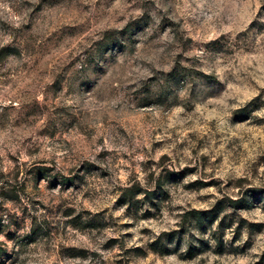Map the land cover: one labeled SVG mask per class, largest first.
<instances>
[{
  "label": "rangeland",
  "instance_id": "1",
  "mask_svg": "<svg viewBox=\"0 0 264 264\" xmlns=\"http://www.w3.org/2000/svg\"><path fill=\"white\" fill-rule=\"evenodd\" d=\"M3 47L0 264H264V0H0Z\"/></svg>",
  "mask_w": 264,
  "mask_h": 264
},
{
  "label": "trees",
  "instance_id": "2",
  "mask_svg": "<svg viewBox=\"0 0 264 264\" xmlns=\"http://www.w3.org/2000/svg\"><path fill=\"white\" fill-rule=\"evenodd\" d=\"M15 52H16V49L13 48V47H3V48H1L0 49V61L5 59L7 56H9V55H11L12 53H15ZM129 190L132 192L133 188H130ZM146 193H148V194H156V190H154V191L150 190V191H148ZM135 195H136V192H133V193H131L130 197H134ZM197 213H198V215L202 214L201 212H197Z\"/></svg>",
  "mask_w": 264,
  "mask_h": 264
}]
</instances>
